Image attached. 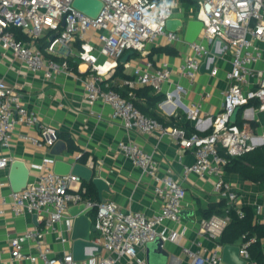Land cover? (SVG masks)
<instances>
[{
  "label": "built area",
  "instance_id": "2783aa9c",
  "mask_svg": "<svg viewBox=\"0 0 264 264\" xmlns=\"http://www.w3.org/2000/svg\"><path fill=\"white\" fill-rule=\"evenodd\" d=\"M103 7L96 17L87 15L73 5V0H0V50L11 51L31 72H43L52 78L64 69H70L66 60L58 61L52 55L58 54L57 45L66 46L72 39L81 40L79 57L92 69L91 76L85 82L86 99L92 106L99 99L113 109V116L122 120L128 130L143 133L160 131L178 140L184 148H194L195 161L185 166L184 177L192 173L201 177H215L214 190L227 198L231 204L225 214H213L200 222L199 231L209 238L217 239L230 222V209L235 207L243 216L237 201L239 194L224 178L226 158L220 153L222 146L230 155H241L254 149L258 140L264 142V123L262 133L255 136L249 128L240 127L232 116L236 109L257 99L264 110V68L256 67L264 58V0H198V17L204 22L198 39L191 43L192 52L183 64V73L194 78L200 65L210 52L212 44L222 41L227 44L225 53L231 54V68L227 72L229 87L224 94L222 110L209 119L212 131L209 134L192 132L174 125H165L156 118L146 115L135 103L118 91L103 87L98 80L106 77L119 65V60L128 50L144 51L149 40L157 36H166L169 41L183 37L177 31L168 30L166 22L175 17V0H102ZM16 30L35 42L47 30L54 38L44 49L33 47L20 38ZM97 32L101 46L97 48L89 39V31ZM97 50L109 57L99 60ZM47 54H45V52ZM215 66L212 74H217ZM171 69L167 64L156 67L151 60L136 66L133 78L126 82L131 86L136 83L160 89L169 80ZM177 91H184L182 84H177ZM180 100L174 91L167 92V100ZM175 101V100H174ZM191 115L199 110L198 105L188 107ZM34 126L39 123L37 112L23 101L17 86L7 84L0 79V144L8 147L15 129L19 125ZM22 137L36 145L52 146L59 139L56 128L40 124L37 135L22 134ZM119 148L130 156L136 164L149 168L155 174L158 184L154 192L162 199L160 211L147 216L141 211L123 210L112 200L94 201L86 198L87 188L83 179L75 174H58L53 169L54 160L45 159L35 164L39 173L21 190L10 193L11 209L15 214H39L47 212L45 228H53L55 223L64 219L72 228L73 218L68 214L73 204L85 202L87 207L96 208L94 224L97 236L94 242L102 245V251L91 258L78 260L72 252L52 254L49 247L40 245L42 232L37 228L26 230L12 237L13 253L16 258H26L32 262L42 260L44 264H118L125 254L136 255L140 246L161 236L165 241H179L181 233L177 230H159L166 221L179 222L183 209L186 189L180 179L170 174L160 176L157 163L152 154L134 141H120ZM12 157L0 156V168L10 164ZM256 214L264 221V203L256 204ZM245 237V236H244ZM37 241L38 252H24V243ZM66 241L65 237L61 238ZM255 238L243 240L240 255L250 259L249 244ZM183 251L189 256L190 264H228L223 260L222 249L208 254L184 246ZM108 252L109 254H104ZM253 264H260L253 261Z\"/></svg>",
  "mask_w": 264,
  "mask_h": 264
},
{
  "label": "crops",
  "instance_id": "0c3cea01",
  "mask_svg": "<svg viewBox=\"0 0 264 264\" xmlns=\"http://www.w3.org/2000/svg\"><path fill=\"white\" fill-rule=\"evenodd\" d=\"M175 1H177L175 17L184 19V25L179 30L183 37L169 41L164 35L157 36L147 42L144 51L134 50L123 61V57L130 50L126 51L119 60V64H123L121 69L118 70V65L109 75L98 80V83L103 87L108 83L110 88L119 93L136 97L141 104L162 115L168 126L187 128L188 132L194 131L205 135L212 131L209 118L219 113L224 105V94L229 87L227 72L231 68V54L224 53L218 59L217 74L199 70L194 78L186 76L182 67L187 56L192 52V46L184 39V31L188 19L195 16L197 10L193 6L185 7L179 0ZM17 31L19 30H16L18 34ZM19 34L18 36L27 43L42 50L45 47H42L44 43L52 36L47 30L43 36L33 42L22 32L19 31ZM89 38L97 48L101 46L97 32L89 31ZM81 42L76 38L66 46L57 47L59 53L52 57L58 56L60 60L69 58L74 67L64 69L52 78H47L41 71L31 72L11 51L0 50V79L9 85L17 86L24 103L37 112L39 123L56 128L59 134L57 141H63L59 154L52 152L55 144L42 147L33 145L25 140L22 134H39L40 124L34 126L23 124L15 129L8 147L0 144V156L12 157L8 166L0 168V264H44L42 260L32 262L26 258H16L13 253L12 237L34 228L42 232L40 245L49 247L52 254L72 252V228L65 224L64 219L56 222L53 228H45L47 212L15 214L12 211L10 193L13 189L10 170L15 160L24 162L30 168L28 182L34 180L39 173L34 167L35 164L45 159L63 158L70 162L88 163L91 166H96L99 162L100 175L107 183V190L104 189L100 195L95 185L96 200L94 201L112 200L123 210L141 211L147 216H153L160 211L163 202L154 192V188L159 183L155 174L149 168L136 164L130 156L120 150L118 145L122 140L134 141L142 145L157 163L156 174L160 176L170 174L180 179L186 189L182 209L185 210V214H181V220L166 221L159 226L160 231L171 229L181 233L178 242L172 240L164 242V247L169 252L168 264H190L189 256L183 251L184 246L198 250L201 254L223 249L224 245L217 241L218 238H209L199 231L202 219L213 214L223 215L226 208L231 205L225 196L215 192V177H201L194 173L184 177L185 166L195 161L194 148H184L174 137L162 134L160 131L143 133L135 129H126L122 120L113 116L112 107L101 99L92 106L88 105L85 82L93 72L90 65L79 57ZM261 44L264 46L263 42ZM44 52L47 54L46 51ZM97 54L100 61L109 59L98 50ZM148 60H151L156 67L167 64L171 69V76L160 89L150 86L151 89L145 92L142 88L149 85L136 83L131 86L126 80L133 78L136 66L143 65ZM256 67L264 68V58L256 64ZM177 84H182L185 90L177 91L175 89ZM168 91H174L180 100L177 98L174 99L175 101L167 100ZM151 97L162 98L156 102ZM195 104L199 106V110L191 115L188 107ZM234 122L240 127L249 128L256 137L260 136L264 123V110L260 108L259 100L254 99L240 106ZM256 142H260L258 145L262 144L258 138ZM224 178L231 184L232 190L239 194L238 206L251 207L255 219L263 221L257 216L255 206L264 203V181H250L237 172L225 169ZM222 199L226 200V205L221 211L208 212L211 203L220 202ZM92 211L90 210L88 214L94 224L95 217ZM67 215L74 221L69 210ZM96 236L97 231L92 232L91 238L94 239ZM62 237H65L66 241H62ZM37 244V241L33 240L25 242L24 252L37 253ZM262 248L264 253V239H262ZM147 250V245L140 246L136 255L125 254L118 264H146ZM104 254L109 253L104 252ZM253 261L257 260L250 255L246 264H253Z\"/></svg>",
  "mask_w": 264,
  "mask_h": 264
},
{
  "label": "water",
  "instance_id": "95a60500",
  "mask_svg": "<svg viewBox=\"0 0 264 264\" xmlns=\"http://www.w3.org/2000/svg\"><path fill=\"white\" fill-rule=\"evenodd\" d=\"M73 5L80 11L86 13L89 16L96 17L102 7V0H73ZM184 25V19L181 17H172L167 20L166 27L168 30L177 31ZM204 26L203 20L198 17L189 18L185 31L184 39L189 42H195ZM54 36H51V40ZM219 40H217L218 42ZM217 42L211 47L210 52L200 65L201 72L211 73L217 64L218 59L224 55L227 50V44L222 41L221 48H218ZM134 50H130L123 57V61L133 53ZM240 107H238L232 116L235 120ZM263 143V142H262ZM63 144L62 140L55 143L52 148V152L55 154L60 153V145ZM99 162L96 166H91L88 163L82 162H70L63 158H56L54 160L53 169L58 174H75L81 177L84 181H92L100 191V195L104 189L107 190V183L100 175ZM30 176V168L22 161L15 160L12 162L10 170V180L12 189L14 191L25 188L28 184ZM92 210V207H87L85 202L79 204H73L69 207L70 214L74 217L71 239L72 253L75 259L84 260L91 258L94 255H98L102 251V245L94 242L91 238L92 232H95L96 225L93 224V220L88 214ZM181 214H185V210H182ZM147 256L146 264H168L169 252L164 247V240L161 236H158L155 240L147 244ZM223 260L228 264H246V259L240 255V246L238 244H226L222 249Z\"/></svg>",
  "mask_w": 264,
  "mask_h": 264
},
{
  "label": "trees",
  "instance_id": "16d2710c",
  "mask_svg": "<svg viewBox=\"0 0 264 264\" xmlns=\"http://www.w3.org/2000/svg\"><path fill=\"white\" fill-rule=\"evenodd\" d=\"M185 7H198V0H179ZM18 35L19 34V31ZM49 40L44 43V46L49 44ZM58 61L66 60L69 63L70 67H74L73 62L69 58L65 59H58V56H53ZM123 64H119L118 70L121 69ZM145 92L151 89L150 86H144L142 88ZM121 94V93H120ZM122 96L131 99L135 105L140 108L146 115L156 118L162 121L164 124L167 125L165 122L164 117L158 114L156 111L149 109L145 105L141 104L137 101V98L131 95H123ZM156 102H158L162 97L153 98ZM188 132L187 128H185ZM194 131L188 132V134ZM71 143V139H69V144ZM72 147V145L70 144ZM220 153L226 158V164L224 165V169L230 172H237L241 174L244 178L250 181H264V142L260 145H257L254 149L247 151L241 155H230L226 152V150L219 146ZM84 185L86 186L87 190L84 193L86 198H91L92 200H96V196L94 194L95 184L92 181H83ZM225 199H222L220 202L211 203L209 208L207 209L208 212H215L221 211L223 206L226 205ZM243 211V216L240 215L238 209L235 207H231L230 209V222L226 226L222 235L217 239V241L221 245L226 244H237L243 240H249L251 238H255L248 246V251L251 256L260 264H264V253L262 248V239H264V222L257 221L255 219L254 210L251 207H241ZM94 217L96 213V208L92 211ZM245 236V237H244Z\"/></svg>",
  "mask_w": 264,
  "mask_h": 264
},
{
  "label": "rangeland",
  "instance_id": "374dc122",
  "mask_svg": "<svg viewBox=\"0 0 264 264\" xmlns=\"http://www.w3.org/2000/svg\"><path fill=\"white\" fill-rule=\"evenodd\" d=\"M193 8H194L195 10H198V7H193ZM197 12H198V11H196L194 14L197 15ZM60 46H61V45H60V43H59V44L57 45V47H60Z\"/></svg>",
  "mask_w": 264,
  "mask_h": 264
}]
</instances>
